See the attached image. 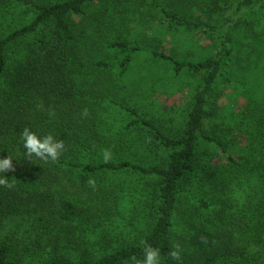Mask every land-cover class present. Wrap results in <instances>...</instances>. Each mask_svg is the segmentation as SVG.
I'll list each match as a JSON object with an SVG mask.
<instances>
[{
    "label": "trees",
    "instance_id": "1",
    "mask_svg": "<svg viewBox=\"0 0 264 264\" xmlns=\"http://www.w3.org/2000/svg\"><path fill=\"white\" fill-rule=\"evenodd\" d=\"M231 1L0 0V159L11 156L15 168L0 173L15 183L0 186V223L21 217L48 236L28 243L0 236V264H134L133 257L144 260L145 244L159 250L160 264H264V0H244L225 20ZM178 30L218 32L216 49L198 61L162 50ZM141 56L146 72L160 63L171 79L199 77L183 115L160 117L125 102L121 80ZM239 65H246V80L255 69L247 96H255L248 103L255 150L245 148V164L215 134L228 124L206 129L217 114L209 98L231 84L244 90ZM24 128L63 140L60 158L29 160ZM104 149L112 153L107 164ZM141 149L155 159L140 164ZM220 154L227 163L218 167L212 161ZM122 172L144 186L148 201L142 229L114 235L95 224L102 207L96 197L121 194ZM80 178L89 201L68 196L65 183ZM177 243L179 261L169 256Z\"/></svg>",
    "mask_w": 264,
    "mask_h": 264
},
{
    "label": "rangeland",
    "instance_id": "2",
    "mask_svg": "<svg viewBox=\"0 0 264 264\" xmlns=\"http://www.w3.org/2000/svg\"><path fill=\"white\" fill-rule=\"evenodd\" d=\"M244 0H232L231 5L225 13V20H231L235 18V13L238 5ZM239 17V15H238ZM15 19V18H13ZM19 20V18H16ZM147 37L152 36L153 32H147ZM216 32L213 36L207 35L203 31H195L194 34L184 31H175L172 34H167L166 39L171 45H164V51L173 52V55L179 53V56L184 59L192 61H198L211 56L212 52L216 49L219 39H217ZM212 36V39H211ZM210 39L212 41H210ZM235 39H239L236 36ZM148 43V40L145 41ZM214 46V48H213ZM176 52V53H175ZM183 60V59H181ZM186 61V60H185ZM149 67L148 60L141 56L135 62V66L126 78L121 80L122 90L126 95L125 102L133 105H140L142 110L148 113H158L161 116H171L180 113L183 115V109H187L188 102L193 94L195 85L199 82L198 78L191 77L188 73H182L178 77L171 79L166 66L157 63L152 71L146 72V68ZM246 65L237 66L236 78L239 82L243 83L244 90L236 84L228 85L226 88H221L220 93L218 90L216 94L209 98V102L216 106V117H212L211 120L206 121L207 132L213 133L211 128V122L220 124H228L226 132L223 135H219L218 131L215 133L221 140L227 145V150L230 155L235 158L240 155L239 161L241 163H247L251 156H246L245 148H249L252 143V147L255 150V138L248 136L255 129V111L249 110V102L254 101L255 96L251 95L249 98L248 93L255 88V69L251 71V77L245 79ZM124 86V87H123ZM142 92L140 95L135 96L137 92ZM210 103V104H211ZM211 106L207 107L208 110ZM151 115V114H149ZM174 120L173 122H175ZM235 121L239 122V125L235 124ZM230 126L232 128H230ZM216 129V128H214ZM230 131L228 132V130ZM253 129V130H252ZM217 130V129H216ZM206 147V152L218 154V151L213 146ZM140 157L138 158L140 164H148L145 162H151L155 157L148 153L146 150L141 149L136 151ZM115 155L120 156L119 152ZM121 155L124 158L131 159L126 151H123ZM136 159V160H138ZM215 161V162H214ZM132 162V160H131ZM135 162V160L133 161ZM212 163L215 166H224L227 163L226 156L220 154L218 158L214 159ZM117 178L121 180L123 188L121 194L114 195L109 191L104 192L105 195L96 197L102 199L100 204L102 207L99 210V217H96L95 224H100L105 231H111L114 235L124 229H129L130 232H139L144 224L143 207L148 201L146 194L142 189L144 186H139L135 176L128 172H122L117 174ZM145 181V185L147 181ZM84 179L73 180L72 182L65 183V186L70 190L71 198H78L81 201H89L86 192L83 191ZM59 193H63V189L59 188ZM122 191H126L122 193ZM123 195V197H121ZM39 227L37 223L30 224L27 220L21 217L11 218L0 223V236L9 234L15 237L20 242L28 243L30 237L37 239L40 234H43L42 229H36ZM89 229V227H87ZM90 232V231H88ZM43 237H48L43 234ZM49 248V247H48Z\"/></svg>",
    "mask_w": 264,
    "mask_h": 264
},
{
    "label": "clouds",
    "instance_id": "3",
    "mask_svg": "<svg viewBox=\"0 0 264 264\" xmlns=\"http://www.w3.org/2000/svg\"><path fill=\"white\" fill-rule=\"evenodd\" d=\"M38 107L42 108L43 106L38 105ZM48 114L50 117L55 116L54 111H50ZM81 115L87 117L88 109H83ZM20 138L23 141V147L26 150L25 155L29 160L35 156L38 160H41L45 163L56 162L60 158L62 152L65 150L63 140H56L51 134H48L43 138H39L34 132L30 131L28 128H24L20 134ZM102 153L104 163H109L112 159L111 151L104 149L102 150ZM9 171H15L11 156L0 159V173ZM86 184L94 188L95 180L88 179ZM0 186L11 189L15 186V183L14 181L9 182L8 179L0 177ZM141 243L145 244L144 241H141ZM143 251L145 257L144 260L142 262L135 261V258L133 257L134 264H160V253L158 249L145 244ZM180 251V245L178 243L174 244L173 249L169 252V256L173 260L179 261L181 259Z\"/></svg>",
    "mask_w": 264,
    "mask_h": 264
}]
</instances>
